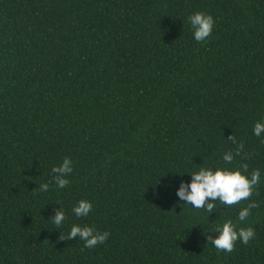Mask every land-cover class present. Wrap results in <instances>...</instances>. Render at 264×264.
Here are the masks:
<instances>
[{"label": "trees", "instance_id": "1", "mask_svg": "<svg viewBox=\"0 0 264 264\" xmlns=\"http://www.w3.org/2000/svg\"><path fill=\"white\" fill-rule=\"evenodd\" d=\"M195 12L214 21L204 42ZM257 121L264 0H0V264H264ZM66 157L70 183L57 189L51 169ZM199 167L259 169L261 182L209 213L175 195ZM79 200L87 217L72 214ZM227 219L255 232L230 253L208 240ZM73 224L109 236L86 248L67 239Z\"/></svg>", "mask_w": 264, "mask_h": 264}, {"label": "clouds", "instance_id": "2", "mask_svg": "<svg viewBox=\"0 0 264 264\" xmlns=\"http://www.w3.org/2000/svg\"><path fill=\"white\" fill-rule=\"evenodd\" d=\"M187 23L192 30L193 39L197 42H204L210 36L214 26L212 16L203 12H195L188 16ZM252 132L256 137L264 135V122L257 121L253 126ZM233 143H235L234 139ZM242 149L243 144H240L235 153L232 150L222 153L224 164L231 165L234 161V156L239 155ZM72 163V160L66 157L58 166L52 167L53 181L57 189H64L69 185L70 181L67 177L73 172ZM246 172L247 167L245 166L244 173ZM244 173L239 169H231L229 167H199L187 174L190 179L186 183L181 182L176 189L175 195L179 201L190 208H203L207 212L212 213L217 202L225 206H232L247 200L252 195L255 186L261 182V172L257 169L248 175ZM39 187L41 192H46L49 190L50 185L42 183ZM254 207L256 205L250 203L247 207L241 208L238 212L237 220L245 222L250 215V210ZM92 209L93 205L90 201L79 200L71 211L75 217L80 218L87 217ZM64 221L65 213L60 208L52 218V222L59 228ZM214 232L217 234L215 238L209 236L208 240L217 251H223L224 253L232 252L236 241L239 240L246 245L255 235L251 226L237 228L231 219H227L217 226ZM108 236L109 233L107 231L101 233L94 226H81L78 224H73L67 233V239L78 238L84 242V247L86 248H93L98 244H103Z\"/></svg>", "mask_w": 264, "mask_h": 264}]
</instances>
